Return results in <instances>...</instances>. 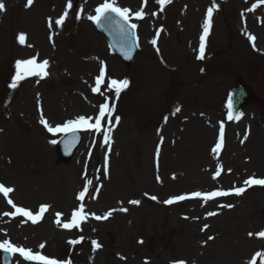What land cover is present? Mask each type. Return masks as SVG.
Instances as JSON below:
<instances>
[{"label": "rangeland", "instance_id": "rangeland-1", "mask_svg": "<svg viewBox=\"0 0 264 264\" xmlns=\"http://www.w3.org/2000/svg\"><path fill=\"white\" fill-rule=\"evenodd\" d=\"M0 2L6 6L0 12V184L14 189L8 198L0 193V242L8 239L70 264H249L252 258L243 259L255 243L264 247V238L256 235L264 231V186L244 184L264 179V3L171 0L161 6L157 0H115L131 10L130 22L137 25L139 50L127 68L87 18L104 0H71L73 8L59 27L55 21L69 0ZM213 3L217 8L201 60L200 36ZM139 10L142 19L132 15ZM33 58L36 64L48 61L47 74L26 75L10 88L16 61ZM102 65L105 80L93 92ZM237 75L256 98L229 119ZM112 79H127L129 86L116 96L108 88ZM105 102L115 106L111 122L105 117L102 125L111 129L109 143L102 133L83 130L74 157L59 163L51 143L58 134L44 128L37 108L53 126L94 118ZM219 125L225 129L224 147L211 154ZM82 181H91L94 191L81 201L76 195ZM235 185L246 191L236 196L230 191ZM212 188L229 195L202 210L191 193ZM176 195L189 198L163 203ZM8 199L32 213L49 207L33 224L27 217L4 215L15 211ZM81 204L87 218L78 228L64 229ZM113 209L108 219L91 215L103 217ZM81 237L78 244L68 243ZM92 241L100 247L93 250ZM12 255L14 264H33Z\"/></svg>", "mask_w": 264, "mask_h": 264}, {"label": "snow or ice", "instance_id": "snow-or-ice-1", "mask_svg": "<svg viewBox=\"0 0 264 264\" xmlns=\"http://www.w3.org/2000/svg\"><path fill=\"white\" fill-rule=\"evenodd\" d=\"M158 4L161 6L170 3L171 0H157ZM260 3H264V0H260ZM33 4V0H27V5L26 6H31ZM256 7V5H253V9ZM73 8V4L71 0H69L67 6H66V11L64 12L63 15H61L56 21L55 25L57 27L63 25L65 19L68 16V11L67 9ZM217 8V5L213 3L211 7L208 8L207 13H206V18L203 23V34L200 36V45H199V53L197 55V59H204L205 58V39L207 35L209 34V31L211 29L212 25V17H213V11ZM6 10V6L3 2H0V12H4ZM252 10V9H250ZM130 13L131 10L129 8H121L119 6H116L115 0H104L103 3L98 5L95 9V15H90L87 18L91 20L92 22L96 24H100L101 22L107 21L111 23L113 21V14L115 17H118L120 21H123V23H119V30L121 34L127 35V30L125 28V25L129 24V19H130ZM136 19H142L144 16L143 10L136 11L134 14ZM77 19L80 18L79 13H77L76 16ZM52 26V21L51 18H49V27ZM129 27L133 30L132 35H134V30L136 29L137 25L136 24H130ZM19 42L21 44H24L25 42V36L24 34H20L19 37ZM249 40L253 41L255 40V37L249 36ZM156 40L153 39L151 43L153 45H156ZM131 52V47H128L127 51H125L124 55L126 58H131L130 56ZM48 64V61L45 60L40 64H36L35 58L29 59V60H17L15 67L17 69L16 74L12 77V82L9 84V87L12 89H15L19 83L20 80L24 79L26 75H46L47 73L45 72L46 66ZM106 71L105 67L102 65L100 68V75L96 78V87L92 89L93 92H98L100 90V85L103 83L104 77H105ZM129 86V81L127 79L124 80H115L112 79L108 83V88L110 91L114 90L116 96H119L120 93L127 89ZM114 105L110 108L108 103H102L99 105V113L96 115L94 118L93 117H85V116H79L75 120H69L65 122L63 125H58L55 127L50 126L43 118H41L40 123L44 126L45 129H47L48 132L52 133L53 135H56L57 133H62L67 135L68 133H75L78 130H87V131H95L96 133H102L104 136V143L108 144L109 143V132L111 129L109 128L108 130H103L102 129V121L105 119V117L109 118V122H111V117L112 113L114 110ZM230 107H231V101H230ZM180 109H176V111H179ZM237 119H239V115L236 116ZM94 119V123H90L91 120ZM229 119H232L231 113L229 114ZM116 122L118 123L120 120L119 116L115 117ZM222 139H223V125H221V141L217 142L215 147L212 149L213 152L218 153L222 147ZM52 144H56V140L51 141ZM67 143V142H66ZM230 171V170H229ZM220 174L219 169L216 172V176ZM215 178V177H214ZM88 183H91L89 181ZM244 184L246 186H252V185H260L264 186V179H256V178H249L248 180L244 181ZM14 189L10 187H5L4 185L0 184V193L3 194L5 198H8L9 193L13 192ZM246 191V188L244 187H235L232 192L236 196L242 195ZM87 192V184L85 185L84 191H81L77 197L78 200H83L85 197V194ZM147 195V194H145ZM229 195L228 192H221V191H215V192H209V193H201V192H193L191 193V197H201L205 201L211 200L215 197L219 196H226ZM152 200H156V196H151L150 197ZM186 197L185 195H179V196H174L170 197L169 199L165 200L163 203L167 205H171L176 202H180L185 200ZM8 203L12 205L13 208H15V211L12 213H4V215H12L13 217L20 215L27 217L33 224L37 223L39 219L41 218V215L43 212H45L48 209V205H41L40 207V212L34 215L32 211L25 209L23 207H17L15 204H13L11 199H8ZM130 204L133 205H139L140 201L138 200H131L129 201ZM224 207H229L231 208L232 205H224ZM113 211H116L115 209L110 210L109 213H107L105 216H96L95 214H91L94 216L96 220H101V219H108L109 216L112 214ZM121 212H126V208H121L119 209ZM60 213H57V223H59V217ZM208 216H214L216 215L215 212H209L207 214ZM87 218V215L84 213V207L81 204V206L74 210L72 213L71 220L69 222L63 223L62 227L64 229H72L73 227H79L80 223ZM208 226L205 225L204 228H207ZM250 237L253 235V233L248 234ZM258 237L264 238V231H261L256 234ZM83 237L80 238V240H70L68 243L75 245L81 242ZM209 240L213 239V237H209ZM142 243V241H141ZM92 246L93 250H96L100 247V244H98L96 241H92ZM41 248L44 247V245L40 246ZM0 250H3L6 253L9 254H16L18 253L21 257L24 258L26 261L33 262V264H70V262L67 261H59L57 259H51L48 258L47 256L41 255V254H34L32 250L30 249H25L24 247H18L13 245L8 239H4L2 242H0ZM258 257H264V253L257 252L252 260L250 261V264H256V260ZM178 264H184V262H178ZM261 264H264V259L261 260Z\"/></svg>", "mask_w": 264, "mask_h": 264}, {"label": "bare ground", "instance_id": "bare-ground-1", "mask_svg": "<svg viewBox=\"0 0 264 264\" xmlns=\"http://www.w3.org/2000/svg\"><path fill=\"white\" fill-rule=\"evenodd\" d=\"M203 153H204V150H203ZM204 155H205V156H208V155H207V154H205V153H204ZM107 197H108V194H107L106 198H107ZM205 202H206V201H205Z\"/></svg>", "mask_w": 264, "mask_h": 264}, {"label": "water", "instance_id": "water-1", "mask_svg": "<svg viewBox=\"0 0 264 264\" xmlns=\"http://www.w3.org/2000/svg\"><path fill=\"white\" fill-rule=\"evenodd\" d=\"M238 104H239V102L236 103V105H238Z\"/></svg>", "mask_w": 264, "mask_h": 264}]
</instances>
